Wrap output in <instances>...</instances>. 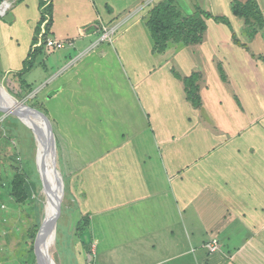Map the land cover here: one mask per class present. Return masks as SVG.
<instances>
[{
    "label": "rangeland",
    "instance_id": "obj_1",
    "mask_svg": "<svg viewBox=\"0 0 264 264\" xmlns=\"http://www.w3.org/2000/svg\"><path fill=\"white\" fill-rule=\"evenodd\" d=\"M94 1L104 19L99 17L95 21L94 17L93 24L86 25L91 21V15H97L96 9L91 10L94 8L91 2L75 0L74 11L73 8H64V14L62 8L65 0H58L60 11L57 23L61 33L57 40L65 38L62 40L64 48L54 51L43 45L45 54H48L44 61L45 68H34L26 77L28 80L37 78L35 81L38 84L34 89L21 87L17 81H12L16 80L12 77L8 84L5 83L7 89L0 84V90L39 111L50 126V146L54 147L50 159L56 156L54 161L65 187L61 207L47 234L48 251L54 264H97L102 259L119 263V259L114 260L119 248L114 251L105 248L111 243L104 241L102 229L98 232V242L90 226L82 229V233H77L82 219L87 217L91 221V217L79 210L80 192H77V185L82 180V187L88 197L103 198L111 203V207L124 206L125 200L137 197L131 191L134 192L133 186L140 174L132 166L146 155L152 158L146 163H154L156 146L162 144L160 141L184 148V153L187 150L190 158L185 160L191 163L204 160L205 151H209L210 155L217 151L216 156L212 157L214 162L224 160L226 164L233 165L236 162L249 163L260 171L264 170V163H261L264 162V120L255 121L254 124L248 118L238 120L242 125L241 130L245 132L241 138L234 139L233 145L240 147L242 152L235 153L223 148L232 140L227 131L233 126L235 129L240 128L235 125L237 122L232 121L230 124L228 120H223L221 127H215L214 120L209 121L207 117L212 118L214 113L217 118L225 115L218 110V105L206 108V111L195 109L185 100L184 83L175 77L186 78L195 72L203 76V61L188 50L185 51L188 57L183 53L171 57L169 54L153 52L154 42L145 22L152 8L165 0H144L143 10L138 12L137 9L128 8L131 0ZM255 1L264 19L259 1ZM13 2V9L5 17H0V21L14 24L23 10L25 15L21 19L32 25L38 11L36 0ZM44 2L45 15H48L52 3L51 0ZM186 2L190 10L185 7ZM237 2L245 4L242 0ZM175 3L186 15L193 14L197 9L194 0H179ZM112 10L114 16L111 15ZM70 12L72 14L68 15ZM105 15L111 16L108 19L112 21L106 24L108 19ZM47 21L44 24L47 25ZM228 21L231 23L230 19ZM27 26L19 23L21 29ZM115 26L118 30L112 39H104L105 29L115 31ZM259 33L264 36V30ZM19 34L20 38L16 42L17 37L12 33L17 57H13L11 48L7 47L5 64L12 67L13 59L23 60L35 41L40 42V36H35L29 30H20ZM236 36L243 39L238 34ZM245 36L252 42L257 38H250L246 29ZM27 41H30L29 44ZM261 43L255 42L252 50L264 56V45ZM177 48L180 47L171 44L170 53L174 54L175 50L179 54ZM247 49L250 51V47L247 46ZM74 63L76 65L72 66ZM18 65L16 68L19 71L23 63ZM209 65L206 61L205 70L209 69ZM160 68L161 71L155 72ZM50 78L53 80L47 81ZM259 83L260 88L249 89L248 85L240 90V93H244L243 97L240 96L243 102L236 96L232 99L233 105L224 107V111L231 108L235 116L234 108L238 110V106L242 110L246 108V111L256 110L259 106L258 112H264V83ZM211 91L214 92L213 98H219L220 94L215 95V91ZM51 93L58 95L52 98ZM250 99L259 100L256 102L258 104H253ZM259 103H263L262 106ZM31 120L27 113L0 108V264H42L39 237L49 197L45 168L38 151V134L28 124ZM246 123L250 126L246 127ZM152 130L157 131L156 137L159 138L151 137L149 131ZM139 145L143 146L142 150L132 154V150ZM18 175L23 180V193L14 200L13 186ZM131 175L132 181L127 183L126 176ZM212 239L220 242L219 237L214 236L207 243ZM82 240L89 244L88 249L83 246ZM113 252L114 256L111 255Z\"/></svg>",
    "mask_w": 264,
    "mask_h": 264
},
{
    "label": "crops",
    "instance_id": "obj_2",
    "mask_svg": "<svg viewBox=\"0 0 264 264\" xmlns=\"http://www.w3.org/2000/svg\"><path fill=\"white\" fill-rule=\"evenodd\" d=\"M74 1L65 0V5L62 8L64 14V8H71V10L73 8L74 11ZM88 1L94 6L91 10L96 9L97 11V15H91V21L86 23V25H92L94 22L92 18L95 17L96 21L102 17V14L94 0ZM143 1L131 0L128 8L131 7L130 10L137 9L136 12L142 11ZM178 1L175 0V2ZM258 1L264 15V0ZM51 2L53 4L52 33L53 38L57 40L58 34L61 33L59 23H57L60 10L58 9V0H51ZM235 2L237 0H194V6L197 5L199 10L213 17L230 19L232 28L223 23H217L213 19H205L207 33L203 43L195 46L178 45L180 48H177V53L179 54H176L175 50L174 54H171V49H168L164 54L175 57L183 53L188 57L189 55L185 53L188 50L190 54L193 52L203 61L202 73L204 75L199 83L202 106L199 109L206 111V108L218 105V110L225 115L217 118L214 113L211 115L212 118L207 117L209 121L214 120L215 127L217 125L221 127L223 120H228L230 124L232 121L237 122L235 125L240 128L235 129L233 126V129L227 131V135L231 136L232 140L223 148L241 153V148L233 145L234 139L241 138L242 133L245 132L241 130L242 125L238 120L248 118L252 120L251 124H254L255 121L264 120V112H258L259 106L256 110L249 111L247 109L246 111L245 105L243 110L237 105L238 110L234 108V116L231 108L224 111V107L231 105L232 99L236 96L243 97L244 93H240V90H244L246 86L249 85V89L260 88L259 82L264 83V56L262 53L258 55L253 51L255 42L260 41L264 45V36L259 33L253 42L246 38L244 20L237 17L232 11V5ZM242 2L246 4L248 0H242ZM36 4L38 11L32 25L31 22L21 19L25 15L23 10L20 11L21 13L14 24L0 21V84L4 88H6L5 83L8 84L11 81V77L15 78L16 80L12 81H17L21 87L28 88L30 86L33 88L38 84L35 81L37 78L32 77L28 80L27 75L34 68H45L44 61L48 54L38 55L37 58L31 59L32 68L25 69L30 59V53L36 46L34 44L29 48L23 60L13 59L14 67L5 64V58L8 57L7 47L11 48L13 57H17V52L13 49L15 45L12 33L17 37L16 42L20 38V30L23 32L29 30L36 36V29L44 12V8H40L39 0H36ZM181 4L183 3L181 2ZM184 5L187 10L191 9L187 2ZM27 7L29 6L27 5ZM70 14L72 12L68 13V15ZM111 15L114 16L113 10ZM110 17L105 15L107 19ZM110 21L112 20L108 19L106 24ZM19 23L28 26L21 29ZM16 25L18 32L17 29L14 30ZM237 34L243 39L237 37ZM236 38L240 41V45L236 44ZM247 41L250 43L247 44ZM29 42L27 41V44ZM247 46L250 47L251 52ZM153 52H155L154 49ZM252 54H255L256 57ZM206 61L210 65L209 69L205 70ZM22 63V69L18 67L21 69L18 71L16 66ZM75 65L76 63L72 64V66ZM220 68L227 74L228 82H224L220 73L218 74ZM161 69L155 72H159ZM52 80L50 78L47 81L51 82ZM210 89L215 91V95L220 94L219 98H213L214 92H210ZM51 94L52 98L58 95V93ZM249 94L253 96L252 93ZM184 97L188 102L185 90ZM240 100L242 101L241 98ZM250 101L257 105L256 102L259 100L250 99ZM259 104L262 106L263 103ZM248 126L250 125L246 123V127ZM149 132L151 137H156L157 131ZM160 142L162 144L156 146V161L154 163L147 164L146 160H152V158L146 155L140 157V161L132 166L140 174L136 177L137 181L133 186L134 192L131 191L134 195L136 193L137 197L125 200L124 206H114V208L111 207L110 202L103 198L88 197L86 190L82 187V180H79L77 185V192H80L79 210L91 217L89 226L96 241H99L98 232L102 229L104 241L111 243L105 248L109 251L119 248L117 256L114 258V260L119 259L118 264H264V170L260 171L249 163L236 162L233 165L226 164L224 160L218 161V163L214 162L212 157L216 156L217 151L211 155L208 154L209 151H205L204 160L191 163L185 160L190 158L187 150L184 153V148H176L164 144V141ZM142 147L139 145L134 148L132 154L138 153V150L140 152ZM177 152L180 153L177 154ZM210 158L211 160L207 161ZM133 159L136 162V158L133 157ZM132 178V175L131 177L126 176L127 183L131 182ZM133 203L134 205L129 207ZM105 213L111 215L108 216ZM98 225H100L99 229H97ZM214 236L219 237L220 250L211 254L205 246L208 239ZM114 254L115 252L111 255L114 256ZM106 257L104 256V258ZM97 264L115 263L108 259H102Z\"/></svg>",
    "mask_w": 264,
    "mask_h": 264
},
{
    "label": "trees",
    "instance_id": "obj_3",
    "mask_svg": "<svg viewBox=\"0 0 264 264\" xmlns=\"http://www.w3.org/2000/svg\"><path fill=\"white\" fill-rule=\"evenodd\" d=\"M39 2L40 8H44V12L42 13L40 23L38 25V28L36 29V34L37 36L41 34L42 26L47 21L48 16L49 19L47 21L46 35L44 38L46 40L49 36L53 37V33L51 32L53 27V4H51L49 8V14L51 15H45V2L44 0H39ZM196 10L197 11L194 14L186 15L175 3V0H165L159 2L152 8L147 20V28L149 29L151 37L153 39L154 50L156 53L164 54L170 48L171 44L195 46L203 43L207 33L205 19H213L217 23H223L232 28L228 19L213 17L212 15L199 10V8H197ZM232 11L237 17H240L242 20H244L245 29L247 33L250 34V38H253L260 31L264 30V19L262 14L258 10L255 0H248L246 4L235 2L232 5ZM197 13L198 15H196ZM260 19H262L263 22H259ZM235 42L236 44L240 45V41L237 38L235 39ZM38 43L39 41L36 40L34 45H37ZM42 47L43 46L34 48V50L30 53V59L25 69L32 68L31 59H34L35 57L37 58L38 55H45V50ZM219 71L222 79L227 81L228 79L225 71L222 68H220ZM175 77L184 83V90L186 92L188 102H190L194 108L199 109L202 106L199 83L202 80L203 76L196 73L186 78H182L178 75H176ZM28 88L33 89L30 86ZM21 193H23V180L21 178V175H18L14 180L12 193L13 199L15 200L17 199V197H20L19 194ZM86 226H89V220L87 217L79 222L77 233H82L86 229ZM82 229L84 230L81 231ZM82 241L83 246L85 245L86 249H88L89 244H87L84 240ZM91 250L92 247L89 248V252H91Z\"/></svg>",
    "mask_w": 264,
    "mask_h": 264
},
{
    "label": "bare ground",
    "instance_id": "obj_4",
    "mask_svg": "<svg viewBox=\"0 0 264 264\" xmlns=\"http://www.w3.org/2000/svg\"><path fill=\"white\" fill-rule=\"evenodd\" d=\"M9 6H10V3H7L5 6H2L0 8V11L2 12L4 9H7ZM0 96L2 97V99L6 101V104H5L6 106H4L2 102H0V108L9 109L13 112H19V113L24 112V113L29 114V116L32 118V120L28 122V124L38 134V151L42 158L43 166L45 168L44 171H45L46 186H47V192H48L47 194L49 197V201L51 199L53 200V203L55 201L53 206L56 212L55 214L57 216V213L59 212V209L61 207V202L63 200L62 181L60 180V176L57 175L54 169V167H56L54 156L53 158H51L52 160L50 159V157L52 156L51 151L52 153H54V147L50 146L51 136L48 134V132L42 130V122L38 116L34 115L33 113H30L28 110L20 108L22 103H16L15 99L10 97L8 94L4 93L2 90H0ZM57 198H58V201H57ZM49 201L47 204L46 213L49 212L52 208V203H50ZM57 209H58V212H57ZM55 220H56V217H52L51 222L49 224H44L43 229L44 231L47 232V234L49 233V229ZM42 248L44 251L43 253L44 257L46 259V264H54L52 259L50 258V254L48 251V245L43 246Z\"/></svg>",
    "mask_w": 264,
    "mask_h": 264
},
{
    "label": "built area",
    "instance_id": "obj_5",
    "mask_svg": "<svg viewBox=\"0 0 264 264\" xmlns=\"http://www.w3.org/2000/svg\"><path fill=\"white\" fill-rule=\"evenodd\" d=\"M7 3H10V6L7 9H4L2 12L0 11V17H5L14 5L13 0H1L0 8L2 6H5ZM45 25L46 24H44L43 29L41 31V34L39 35L40 36V42L35 46V48L45 45L48 49H51V50L62 49L64 47V43L62 41L55 40L53 37H49L46 40L44 39V37L46 35V26ZM117 30H118V28H116L115 31H109V30L105 29L106 33L103 35V38L104 39H107V38L112 39L113 35L116 33ZM43 40H45V42ZM205 247L208 249V251L211 254L217 253L219 251V242L217 239H212L211 241L206 243Z\"/></svg>",
    "mask_w": 264,
    "mask_h": 264
},
{
    "label": "water",
    "instance_id": "obj_6",
    "mask_svg": "<svg viewBox=\"0 0 264 264\" xmlns=\"http://www.w3.org/2000/svg\"><path fill=\"white\" fill-rule=\"evenodd\" d=\"M0 102H2L4 106H6L5 105L6 104V101L4 99H2L1 96H0ZM16 103H20V102H18L16 100ZM20 108L21 109L28 110L30 113H33L34 115L38 116L40 118L41 122H42V130L48 132V134L51 136L50 126H49L46 118L39 111H37V110H35V109H33V108L25 105V104H21V107ZM54 159H55V157H54ZM54 169H55V172L57 173V175L60 176V180L62 181V196L64 198V195H65L64 194L65 193V187H64V182H63L62 174L60 173V171L56 167H54ZM57 201H58V198H57ZM49 202L52 203V208H51V210L49 212H47L46 217H45L44 224H49L51 222V218L52 217H56V214H55L56 212H55V209H54V206H53V204L55 203V201L53 203V200L51 199ZM57 212H58V209H57ZM54 214H55V216H54ZM44 224L42 225L41 234H40V237H39L40 250H41V263L42 264H46V259H45L44 254H43L44 251H43V248L42 247L48 245L47 232L44 231V229H43Z\"/></svg>",
    "mask_w": 264,
    "mask_h": 264
}]
</instances>
